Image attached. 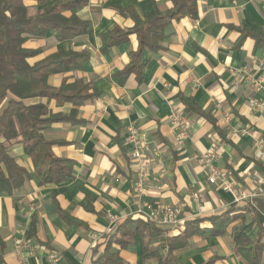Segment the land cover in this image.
I'll return each instance as SVG.
<instances>
[{"label": "crops", "instance_id": "obj_1", "mask_svg": "<svg viewBox=\"0 0 264 264\" xmlns=\"http://www.w3.org/2000/svg\"><path fill=\"white\" fill-rule=\"evenodd\" d=\"M84 7L72 11L89 22L88 32L72 40L59 42L50 31L41 40H29L26 49H42L30 64L57 51L86 52L82 70L52 75L48 84L57 88L63 77L92 83L101 93L81 106L44 103L54 115L68 116L76 110L75 123H52L43 133L54 142L52 153L74 164L73 178L60 185H38L31 160L19 142L9 145V155L24 167L28 177L18 197L0 194V264H50L49 253L59 256V264H92L104 251L105 237L117 231L126 218H138L137 211L157 205L181 208V224L162 229L161 238L176 236L184 221L218 215L238 207L232 195L206 182L204 171L194 158L205 152L218 136L201 115L185 109L181 97L190 98L195 107L209 114L231 143H220L216 166L230 177L240 193H252L258 180L264 179V157L255 142L264 139V108L252 112L251 104L261 93L253 92L245 73L264 78V69L256 61L264 60V48L247 37L240 45L239 30L264 35V0H197L198 16L173 21L166 29L164 50L147 54L148 64L138 85L131 75L123 85L116 74L130 61L137 48L135 35L125 44L100 52V36L115 28L129 29L133 21L128 11L140 17L155 8L167 10L170 0H86ZM29 13L36 10L34 0H24ZM71 13H67L69 16ZM5 101L0 103V110ZM218 106V108H217ZM180 110L190 122L189 139L180 151L172 148L173 131L168 119ZM133 126L148 134L165 151V176L155 169L149 172V185L142 195L134 191L133 164L127 129ZM244 128L250 135H231ZM233 146L236 148L234 153ZM192 192L199 194L195 200ZM33 208L31 216L28 215ZM58 210V212H57ZM63 215L67 216L65 219ZM31 217L35 236L25 234ZM113 218V221H111ZM74 220V221H73ZM80 223V224H77ZM201 227H209L203 224ZM110 228L111 232H107ZM219 237L193 236L188 249L177 254L181 264H245L232 247L229 230ZM248 234L253 237L255 230ZM27 240L29 247L17 252L14 239ZM160 238L149 240L156 247ZM120 258L128 264H155L143 260L139 237L125 248L115 244Z\"/></svg>", "mask_w": 264, "mask_h": 264}, {"label": "trees", "instance_id": "obj_2", "mask_svg": "<svg viewBox=\"0 0 264 264\" xmlns=\"http://www.w3.org/2000/svg\"><path fill=\"white\" fill-rule=\"evenodd\" d=\"M34 1L36 10L30 14L24 0H0V103L5 101L0 110V194L15 198L23 189L28 172L9 155L12 142L22 145L24 154L31 160L38 185H60L73 178V162L56 157L52 153L54 142L47 140L43 133L52 123H75L76 110H72L68 116L54 115L44 103L27 102L42 99L46 103L55 101L57 104L77 107L101 96L90 82L75 80L68 83V78L63 77L57 88L48 84V78L52 75L82 70L89 58L88 53L57 51L30 64L29 60L40 54L42 49L30 50L24 47L29 40L44 39L50 31L54 32L59 42L85 35L89 22L72 11L84 7L86 0ZM170 1L169 9L155 8L144 17L128 11L133 21L131 28H115L100 36L99 50L102 53L111 47L125 44L131 35L136 37L137 48L130 53L128 65L116 74L121 85L131 75L138 85L141 83L142 72L148 64L147 54H158L164 50L162 42L168 37L165 29L173 21L186 17L197 18V0ZM67 13L71 14L66 16ZM239 32L238 45L251 37L255 45L264 48L263 34H251L243 29ZM181 102L185 109L198 113L213 126L220 143H231L213 118L198 110L190 98L181 97ZM233 151H236L234 146ZM63 217L68 219L65 215ZM137 217L126 218L117 225L115 234L105 237L104 251L92 264H128L112 245L123 249L137 237L142 241L143 260L154 261L155 264H181L177 261V254L188 249V242L193 236H223L230 226L233 250L242 261L245 264H264V198L241 201L238 207L218 215L186 220L178 235L164 238L160 237L162 228ZM206 223L209 227H201ZM251 230L256 231L253 237L248 234ZM34 236L35 220L31 217L25 237L31 240ZM156 237L160 238V242L156 247H151L149 240ZM217 259L213 256L203 264H212Z\"/></svg>", "mask_w": 264, "mask_h": 264}, {"label": "built area", "instance_id": "obj_3", "mask_svg": "<svg viewBox=\"0 0 264 264\" xmlns=\"http://www.w3.org/2000/svg\"><path fill=\"white\" fill-rule=\"evenodd\" d=\"M258 69H264V60L258 59L256 62ZM245 80L249 88L256 93H261L259 99L254 101L250 109L252 112H260L264 108V78H253L251 75L245 73ZM218 108V106H217ZM169 125L173 131L172 148L175 151H180L185 142L189 139L190 135V122L189 119L180 111L173 110L169 119ZM231 135H250V130L244 128L239 132H230ZM127 142L130 145V160L133 164L134 172V191L137 195H142L149 185V172L157 170L163 177L165 176V151L158 147L153 140L150 139L147 133L138 130L137 128L130 126L127 129ZM255 146L259 148L258 157H264V139L256 141ZM218 147L219 142L217 140L211 141L208 149L196 155L194 158L202 167L206 182L212 187L221 190L225 193L232 195L236 204L241 201L264 198V179L258 180L257 187L252 193H242L235 189V185L225 173H223L217 166L218 161ZM191 196L195 199H199L197 192H192ZM33 208H30L28 215L31 216ZM181 208L178 206L170 205H157L147 209H140L137 211V215L149 223L152 226L162 229H174L181 224ZM113 221V218H111ZM107 232H111L108 228ZM14 248L17 252L23 248H28L29 244L27 240L14 239ZM48 259L50 264H59V256L55 253H49Z\"/></svg>", "mask_w": 264, "mask_h": 264}]
</instances>
